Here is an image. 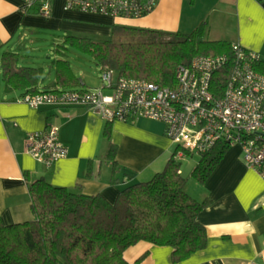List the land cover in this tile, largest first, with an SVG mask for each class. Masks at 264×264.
I'll return each instance as SVG.
<instances>
[{
	"label": "crops",
	"instance_id": "0c3cea01",
	"mask_svg": "<svg viewBox=\"0 0 264 264\" xmlns=\"http://www.w3.org/2000/svg\"><path fill=\"white\" fill-rule=\"evenodd\" d=\"M51 2V14L45 16L22 0H0V211L6 224L35 217L29 182L39 177L114 202L127 185L149 180L164 169L175 150L182 174L187 171L192 176L199 161L187 159V154L177 156L178 144L158 119L109 121L87 106L29 105L24 96L34 86L38 92L53 88L111 92L106 84L80 76L72 60L62 54L43 65L26 62L22 48L31 34L52 31L65 33L64 37L76 34L109 40L118 24L190 32L206 22L207 39L239 42L259 51L264 63V0H159L154 10L142 17L68 8L66 0ZM60 58L69 59L73 70L61 69ZM7 67H20V73L25 67L41 71L33 86L28 80L10 86L5 77ZM52 126L59 129L69 154L47 166L28 152L27 135ZM187 178L186 189L191 193L187 188L191 177ZM195 183L198 195L191 194L200 200L210 199L199 215L207 230L206 247L185 260L174 261L172 246L140 241L126 250V258L134 262L144 256L139 264H264V173L247 164L242 146L232 144L207 181Z\"/></svg>",
	"mask_w": 264,
	"mask_h": 264
},
{
	"label": "trees",
	"instance_id": "16d2710c",
	"mask_svg": "<svg viewBox=\"0 0 264 264\" xmlns=\"http://www.w3.org/2000/svg\"><path fill=\"white\" fill-rule=\"evenodd\" d=\"M207 30L206 22L190 32L118 24L109 40L76 34H66L65 40L90 54L103 71L167 86L176 83L177 67L189 64L197 54L232 53V42L207 39ZM57 62L61 69L73 70L69 59ZM259 68L264 70L263 62ZM25 69L20 73V67H7L8 84L28 80L33 86L41 68ZM230 69L229 62L214 74L213 88L219 95ZM29 90L27 93L39 91L36 86ZM230 147L219 141L200 153L192 176L207 181ZM176 151L164 169L149 180L127 185L114 202L101 194L85 195L55 185L45 177L30 181L35 217L6 224L0 211V264H139L144 256L131 262L125 252L140 241L172 246L174 261L203 249L208 235L199 215L210 199L200 200L187 191L188 178L181 172ZM110 153L114 157L112 150ZM117 166L115 160V182Z\"/></svg>",
	"mask_w": 264,
	"mask_h": 264
},
{
	"label": "built area",
	"instance_id": "2783aa9c",
	"mask_svg": "<svg viewBox=\"0 0 264 264\" xmlns=\"http://www.w3.org/2000/svg\"><path fill=\"white\" fill-rule=\"evenodd\" d=\"M42 15L52 11L51 0H22ZM159 0H66L68 8L114 16L142 17L154 10ZM262 54L239 42L232 53L197 54L189 64L176 70V83L161 86L145 78L118 76L104 70L102 88L50 89L27 93L32 107L43 103L87 106L109 121L148 117L166 124V134L179 146L178 157L186 151L204 153L219 141L240 144L247 164L264 173V70ZM230 62L228 81L222 94L213 88L216 71ZM27 150L50 166L65 158L69 147L59 129L31 131Z\"/></svg>",
	"mask_w": 264,
	"mask_h": 264
},
{
	"label": "rangeland",
	"instance_id": "374dc122",
	"mask_svg": "<svg viewBox=\"0 0 264 264\" xmlns=\"http://www.w3.org/2000/svg\"><path fill=\"white\" fill-rule=\"evenodd\" d=\"M64 35L65 33L52 31H38L37 33L31 34L24 40L25 47L22 48L23 52L27 53L25 61L35 63L36 65H43L48 63L57 54H62L63 57H69L72 60L80 76L85 74L98 84H106V82L102 81V77L100 78L103 71L96 60L90 54L66 42ZM114 77H118L117 71H114ZM185 157L196 162L200 159V154L195 152ZM188 174L187 171L183 174L185 177H191L187 188L194 196H197L198 194L195 193L193 188V184H196L195 182L197 181Z\"/></svg>",
	"mask_w": 264,
	"mask_h": 264
}]
</instances>
